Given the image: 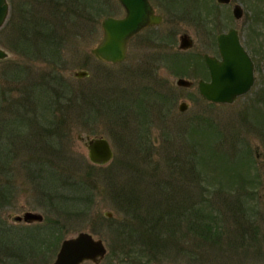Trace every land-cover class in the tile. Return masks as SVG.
<instances>
[{"label": "rangeland", "instance_id": "rangeland-1", "mask_svg": "<svg viewBox=\"0 0 264 264\" xmlns=\"http://www.w3.org/2000/svg\"><path fill=\"white\" fill-rule=\"evenodd\" d=\"M82 1L81 4L92 3V0ZM7 2L9 13L0 28V47L8 53L0 60V118L3 113L13 116V111L21 108L15 106L12 112H7L11 111V105L17 104L13 100L20 94L13 92L15 88L23 90L27 86L30 90L36 89L38 95L45 93L44 100L50 104L57 97L50 93L55 87H67L70 95L75 90L84 93L103 91L104 97L97 96L95 103L85 102L84 111L79 106L81 100L77 103L78 113L74 112L66 120L69 132L64 135L62 144L59 143L61 156H65L71 171L78 176L90 173L89 193L92 196L89 199L79 190L77 195L80 199H76L79 205L72 200L64 202L63 198L66 206L59 207V198L49 201L47 188L46 191L41 190L45 194L42 195L32 190L35 185L32 181L23 177L13 179L9 199L0 208V220L8 229L5 231L22 236L27 230L35 229L33 231L40 233L41 239L26 238V259L15 262L7 251L11 260L5 258L3 262L52 264L61 241L85 231L102 239L107 249L100 264H128L132 255L129 250L132 249L140 250V257L147 264H264V131L261 127L264 125V101L259 102L258 98L264 79V0H231L228 4L217 0H150L155 14L162 16V22L150 25L152 27L148 26L133 36L128 41L125 59L119 63L101 61L91 53V48L102 36L101 20L107 15H124V9L117 0H109L108 5L103 6V13L97 16L94 11L90 15L91 20H80L77 24L72 22L77 20L74 16L82 9L75 11L74 16L69 13L68 17L63 16L60 20V10H66L63 4H68L67 0ZM235 3L243 8L239 19L232 13ZM59 5L63 8L56 10ZM230 28L238 30L242 43L248 42L252 47L245 45L254 58L255 83L248 93L233 103H212L197 89V81L208 77L202 55H216V36ZM182 33L192 38L190 49H178ZM255 48L260 52L253 55ZM175 52H179L181 58L177 64L172 58ZM15 66L21 68V76L11 79ZM79 69L88 70L89 76L75 78L73 72ZM179 77L192 80L193 86H177ZM143 91L148 92V100H145L146 109H139L137 104L142 101ZM38 99L43 102L41 97ZM182 101L188 103L184 111L178 109ZM108 105L111 117L106 112L102 113L104 106ZM123 105L129 107L126 115L119 113V116H126L127 123L123 122L126 126L114 120L118 119V110L124 108ZM115 112L117 115L113 118ZM92 114H96L97 119ZM96 135H103L114 153L112 160L105 165L89 162L83 140L78 137L85 140L86 136ZM26 137L30 135L26 134ZM246 151L254 163L249 169V178L251 171V175H258V181L253 183L254 186L248 183L246 187L248 192L249 188L255 189L253 199L242 197L236 200L233 197L240 193L234 188H237L239 178L231 179L221 172V168L226 164L224 160L238 161ZM194 153L199 161L195 167L200 174L192 173L190 179V171L184 167L183 159L191 160ZM23 155L15 163L20 169L22 160L26 159ZM32 155L41 156L37 152ZM15 165L12 170L16 173ZM240 167L244 174L246 166ZM15 173L12 178H16ZM64 173L63 176L67 174ZM168 177L174 184H185V189L196 192L203 189V198L213 201L214 212L208 213L209 216L220 221L214 213L217 208L224 212L220 231L225 234L218 238L220 245L216 242L191 245L193 241L182 240L180 247L183 249L147 259L145 254L149 250L138 242L140 222L131 217L133 206H137L135 213L138 218L146 215L145 209L160 199L159 193L150 197V191L156 189L164 193L162 188L168 187L163 185L161 188L157 183L161 184ZM36 182L45 185L42 181ZM220 185L223 191L231 188L230 196L226 197L229 192L220 196L216 194ZM214 186L216 192L212 193ZM57 192L56 195L66 196L72 193L68 189ZM122 194L127 195L128 200L133 199V204L129 202L131 199L127 201L132 204V209L118 203L126 201L118 198ZM228 199L235 200L240 208L230 212L229 205H226ZM180 202L183 204V199ZM105 210L112 211L113 217L103 216ZM25 211L39 212L43 220L26 223L9 218V215H22ZM127 220L132 223L127 224ZM182 227L181 231L186 232L184 222ZM126 228L138 230L132 234L135 240L130 244L127 240L129 231L126 230V234L121 231ZM236 228H242V232ZM187 244L199 255L186 251L189 249Z\"/></svg>", "mask_w": 264, "mask_h": 264}, {"label": "trees", "instance_id": "trees-1", "mask_svg": "<svg viewBox=\"0 0 264 264\" xmlns=\"http://www.w3.org/2000/svg\"><path fill=\"white\" fill-rule=\"evenodd\" d=\"M67 1L68 4H63L65 5L66 10H60L62 13L60 20L62 21L63 16H65V18L68 17L69 13L74 16L75 11L82 9L81 12L77 13L78 17L74 16L77 20L72 23L77 24V22L79 23L80 20H91L90 15L91 13H94V11L95 15L97 16L101 12L103 13V6L106 3L108 5L109 0H92V3L89 5L81 4V2H83L82 0ZM58 8L61 9L63 8V6L59 5V7L55 9L57 10ZM45 19L46 18H44V20ZM35 36H37V34ZM25 38L27 37L25 36ZM245 45L248 48L250 47V44H248V42L245 43ZM259 52L260 50L258 48L252 50L253 55L257 53L259 54ZM173 55L174 56L172 58L173 60H175L176 64L181 62L179 52H175L173 53ZM168 57L170 58V56ZM261 57H263V55H261ZM15 68L16 69L15 71H13V73L17 75L15 76L14 74H12L10 76L11 79L21 76V68H18L17 66H15ZM262 85L263 88H260L261 96H258L259 102L264 101V79L262 80ZM31 89L32 90L28 89L27 86L24 87L23 90H18L17 88H15L13 92H18V94L20 95L19 98H15L13 100V102L17 104L11 105V107L9 108L11 109V111L7 112H12L15 106H20L21 108L13 111L15 114L13 116L8 117L3 113L2 117L0 118V208L3 207L2 203L8 201L9 199V193L13 190V179L19 180L20 178L22 179V177L23 179L32 181L33 184H35L32 187V190L39 191L42 195L45 194L42 193L41 190L46 191L47 188L49 190L47 192V195H50L49 201L52 202L54 198H59V203H61L59 207H65L66 203L64 202L69 200L75 202V205L76 203L79 205V201L76 200L78 198L80 199V195H77L80 194L79 190L82 191V193H86L89 199L92 196V194L89 193V182L91 183L92 180H90L91 177L89 172L84 176H78L74 171H71L70 166H67L65 162V156H61L60 153V146L62 144L61 141H63L62 139L63 137H65L64 135H67V133L69 132L67 125L68 122H66V120L69 119L74 112L78 113L77 103H80L81 100L82 104L79 106H81L80 109H83L85 102L95 103V99L97 96H100L101 98L104 97V92L97 91L98 93H84L83 91L75 90V92L73 91L74 93L70 95L67 87H55L51 90L52 92L50 93L56 94L57 97L55 98L54 102L51 100L50 104L48 102H45L44 100L46 98L45 93L38 95L36 89ZM147 94V91L142 92V101H139L140 105L137 104V107L139 109H146L145 100H148L146 97ZM25 96H27V98H25ZM39 97L43 99V102H40V100L38 99ZM109 107L110 105L104 106V110H102V113L104 114L106 112V115L111 117L108 110ZM123 107L124 108L121 107L118 110V119L114 120L118 121L121 125L126 126L123 124V122L127 123L125 119L126 116L122 117L121 114L126 115L125 112L129 111V107H126L125 105H123ZM19 109L21 111H19ZM119 113H121L120 116ZM132 114L135 115L136 112H133ZM92 115L94 116V119H97L95 118L97 116L96 114ZM116 115L117 114L115 112L113 118L116 117ZM143 115H146L145 112H143ZM41 118L42 122L40 121ZM261 127L264 131V125ZM26 134H29L30 137L27 138ZM134 142H131L130 144H134ZM59 143L61 144L59 145ZM247 151L240 155L238 161H232V159L224 160L226 164L221 168V172L223 174H228L229 176H231V179L239 178V180L237 181L238 186L237 188H234V190L239 191L240 195L237 197L232 196L236 200L239 198L241 199L242 197H249L253 199L254 197L252 196V194H254L255 189L249 188L248 192L246 187L248 183L253 185V183L258 181V175L255 173L251 175V171L249 178V169L254 166V163L252 161V157L247 154ZM21 152L27 154H20ZM36 152L41 156L34 157V154L32 155V153ZM22 155L26 159H20L22 160L20 166L25 175L23 174L22 170L17 167V165H15V163L19 161V158ZM219 160L222 161L221 158ZM198 163L199 161L195 153L192 155L191 160L187 161V159H183L184 167H186V169L190 171V179L192 173L193 175H195L196 173L200 174V171H198V169L195 167V164ZM243 164L246 166L244 168V174V171H241L240 167V165ZM13 165H15V168H17V174L12 170ZM64 172H67L65 176H63L65 174ZM13 173H15L16 178H12ZM152 177H154V174L152 175ZM36 181H42L45 185L41 186ZM157 184L161 188L164 185L165 187H168V189L162 188L164 191V193L162 194L156 189L150 191V193L152 192L150 194V197L154 196L156 193H159L160 199L158 201H154V204L149 205V208L145 209L146 215H143L140 218H138L135 213V211L138 210L137 206H133L134 208L132 207L133 199L129 197L131 199V201H129L130 199L128 200V197H126L127 195L123 196V194L118 197L124 200L126 199L125 203L121 201H119L118 203L120 205H126L129 209L133 208V214L131 215V217L137 219L140 222V231L137 230L138 232H140V239L138 240V242H140L143 248L147 247V249L149 250L146 251L147 254H145V256H148L147 259H151L150 257H152L153 255H164L172 250H175V252H177L176 250L183 249L181 248L183 245L182 240L185 242L193 241L191 245H194V243L197 245L202 243L207 245L210 242H216L220 245L218 238H221V235L225 234L220 231L223 228L222 216H224V212L217 208L216 212L214 213L220 217V221H217L213 216H209L208 213L214 212V209L212 208L213 201H210L209 199L205 200V198H203V189L198 192L191 189H185V184H174L169 177L167 178V180L161 183L162 185L159 183ZM52 188H54L53 192ZM62 189L63 191L64 189H68V191H71L72 193L67 194V196L65 193V195H56L58 193L57 191H61ZM217 190L218 192H216L214 186L212 188V191L214 192L212 193L216 192V194L220 196L225 192H229L226 194V197L230 196V191H232L231 188H229V190L223 191L224 189L222 190L221 185ZM180 191L183 193L180 194ZM52 193H54L55 195H51ZM212 193L209 192V194L214 195ZM69 196H71V198H69ZM84 196L85 195L81 197ZM63 198H65V201ZM180 199H183V204L180 202ZM220 199H223V197ZM127 201L132 204L128 203ZM226 205H229L230 212H233V209L235 208H240L239 204L238 206H236V202L233 199L231 201L230 199H228ZM183 222L186 226V232L181 231L183 228ZM212 222H214L215 224H213ZM129 223H132V221L127 220V224ZM236 229H241L242 232V228ZM5 230L8 229H6L4 223L0 220V262L2 264H6L3 262L5 258L11 260L8 254L13 255V260H15V262H20L27 258L28 245L26 244V238L30 237V239L32 240L34 238L41 239V234L33 231L35 229L27 230L26 232L22 233V236L20 235V233L12 235L11 233H9L10 231L6 232ZM126 230L129 231L127 232V238H129L127 240L130 244V242H133L135 240H133V238L131 237L132 234L137 231L135 229L129 230L128 228L122 229L121 231L122 233L126 234ZM213 232H215V234L217 235H213ZM236 239L238 240L239 238L236 237ZM187 245H189V249H187L186 251L192 253L193 255H199V252L190 248V244ZM7 251L10 252L7 254ZM129 251H131L132 253V255L129 257L130 260H137L138 251H136L135 249Z\"/></svg>", "mask_w": 264, "mask_h": 264}, {"label": "water", "instance_id": "water-1", "mask_svg": "<svg viewBox=\"0 0 264 264\" xmlns=\"http://www.w3.org/2000/svg\"><path fill=\"white\" fill-rule=\"evenodd\" d=\"M124 9L121 17L106 16L101 21L102 36L98 43L91 48V53L98 59L109 63L123 61L127 54V44L131 37L144 27L157 25L162 17L155 14L149 0H117ZM231 0H217L222 4H228ZM9 13L7 0H0V28L5 23ZM233 16L239 19L243 14V8L235 3L232 7ZM193 45V40L187 33L179 36L178 49L187 50ZM217 47L219 58L204 53L203 61L209 71V80H198L197 87L200 95L212 103H233L237 97L250 91L255 82L254 62L240 41L238 30L230 28L227 32L217 35ZM8 53L0 47V59H4ZM77 79L89 76L86 69L73 72ZM176 85L191 88L193 81L179 77ZM187 102H180L178 109L186 110ZM83 140L90 163L105 165L113 158V150L108 140L103 135L78 136ZM103 215L107 218L113 216L112 211L105 210ZM14 222L26 223L41 222L43 216L36 211H25L22 215H9ZM106 249L101 239H95L85 231L76 236L62 241L60 249L56 253L52 264H79L83 260L94 262L103 258Z\"/></svg>", "mask_w": 264, "mask_h": 264}, {"label": "flooded vegetation", "instance_id": "flooded-vegetation-1", "mask_svg": "<svg viewBox=\"0 0 264 264\" xmlns=\"http://www.w3.org/2000/svg\"><path fill=\"white\" fill-rule=\"evenodd\" d=\"M149 27H152V26H149ZM149 27L147 26V27L144 28V29H147V28H149ZM110 218H111V217H110ZM80 232H81V231H80ZM88 233H89V232H88ZM77 234H78V233H77ZM89 234H91V233H89ZM91 235H92V234H91ZM74 236H75V235H74ZM74 236H71V237H74ZM71 237H67V238H71ZM92 237L95 238V239H100V238H96V237H94L93 235H92ZM67 238H64L63 240H65V239H67ZM63 240H62V241H63ZM101 240H102V239H101ZM62 241H61V243H62ZM61 243H60V245H59L58 250L60 249ZM102 243H103V241H102ZM103 245H104V243H103ZM104 247H105V245H104ZM105 249H106V247H105ZM106 253H107V249H106V252H105L103 258L100 259V260L97 261V262H94V261H92V260H88V259H87V260H83V261H81L79 264H100V263L102 262V260L104 259V257L106 256ZM108 263H109V262H108ZM108 263H107V264H108ZM147 263H148V262L144 261L143 258L140 257V250H139L137 260H130L128 264H147ZM104 264H106V262H105Z\"/></svg>", "mask_w": 264, "mask_h": 264}]
</instances>
